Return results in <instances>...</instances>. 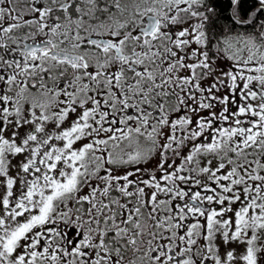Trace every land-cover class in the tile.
Segmentation results:
<instances>
[{"label": "snow or ice", "instance_id": "1", "mask_svg": "<svg viewBox=\"0 0 264 264\" xmlns=\"http://www.w3.org/2000/svg\"><path fill=\"white\" fill-rule=\"evenodd\" d=\"M0 264H264V0H0Z\"/></svg>", "mask_w": 264, "mask_h": 264}]
</instances>
